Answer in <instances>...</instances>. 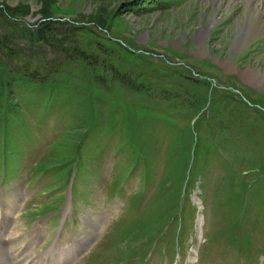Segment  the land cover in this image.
Segmentation results:
<instances>
[{
    "label": "rangeland",
    "instance_id": "1",
    "mask_svg": "<svg viewBox=\"0 0 264 264\" xmlns=\"http://www.w3.org/2000/svg\"><path fill=\"white\" fill-rule=\"evenodd\" d=\"M260 1L0 0L6 260L264 264Z\"/></svg>",
    "mask_w": 264,
    "mask_h": 264
},
{
    "label": "bare ground",
    "instance_id": "2",
    "mask_svg": "<svg viewBox=\"0 0 264 264\" xmlns=\"http://www.w3.org/2000/svg\"><path fill=\"white\" fill-rule=\"evenodd\" d=\"M251 2V0H248ZM262 5H264V1H260ZM264 11H259L258 8H256V11H254L253 13L251 14H248L247 15V19L245 21V24H244V27L243 28H240L239 32L241 34V31L242 33H246L248 28L250 27V33L251 35L253 36L254 35H257L259 34V32L264 28ZM215 23H212L210 28H212V26L214 25ZM238 32V33H239ZM255 38V36H254ZM6 215V214H5ZM36 232V231H35ZM17 234V233H16ZM13 235V234H12ZM37 234H34V239L36 238ZM0 263L2 262L3 264H16V261H17V257L19 256V254H21L22 252L20 253H17V252H13L12 250L10 251L11 252V257H9L8 260H10V262L8 260H6L3 256V251H2V241H3V237H1L0 235ZM11 240V239H10ZM73 245V244H72ZM70 248V247H69ZM59 249V250H58ZM58 249L55 248H51L49 250L50 253H54V250H58V252L55 254V255H49V252L46 253L45 255L47 256V258H44V260H46L49 264L50 263H55V264H65L64 262L66 261L65 260V257L68 256L70 257L71 254L69 253H66V250L65 248H59ZM77 251V250H76ZM5 253V252H4ZM66 253V254H65ZM73 257V256H72ZM68 259V258H67ZM21 260V259H20ZM73 260V259H72ZM53 263V264H54ZM41 264H43L41 262Z\"/></svg>",
    "mask_w": 264,
    "mask_h": 264
},
{
    "label": "trees",
    "instance_id": "3",
    "mask_svg": "<svg viewBox=\"0 0 264 264\" xmlns=\"http://www.w3.org/2000/svg\"><path fill=\"white\" fill-rule=\"evenodd\" d=\"M39 33H42V34H39ZM37 32V34H36V36H39V39L41 40V39H43V41L46 39V36H45V33H43V31H41V32ZM122 79V81H125L126 82V80L124 79V78H121ZM127 79V78H126ZM73 147H74V145H73ZM73 147L71 148V152L73 151Z\"/></svg>",
    "mask_w": 264,
    "mask_h": 264
}]
</instances>
